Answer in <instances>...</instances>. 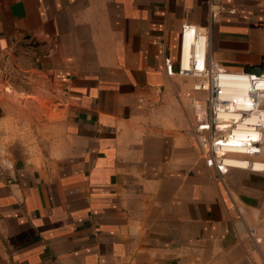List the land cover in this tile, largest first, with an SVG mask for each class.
<instances>
[{"label":"crops","instance_id":"1","mask_svg":"<svg viewBox=\"0 0 264 264\" xmlns=\"http://www.w3.org/2000/svg\"><path fill=\"white\" fill-rule=\"evenodd\" d=\"M185 22L223 67L264 56V0H0V264H243L249 242L263 249L264 168L200 156ZM47 92L43 154L9 114L13 95ZM260 147L251 162L264 132Z\"/></svg>","mask_w":264,"mask_h":264},{"label":"built area","instance_id":"2","mask_svg":"<svg viewBox=\"0 0 264 264\" xmlns=\"http://www.w3.org/2000/svg\"><path fill=\"white\" fill-rule=\"evenodd\" d=\"M186 30L195 32L205 39V51L199 61L191 59V69L182 67V41ZM207 32L187 22L180 32V62L178 74L191 75L195 80L191 90L197 93L192 98L195 119L194 133L201 158L207 166L221 171L229 167H239L235 159H245L247 167L254 168L249 157L261 152L264 132V71L261 75L229 69L219 65L207 56ZM167 71L172 72L167 65ZM245 84L240 93L238 83ZM255 117V120H251ZM246 168V167H245ZM254 232H251L253 236ZM263 246L264 238L260 240Z\"/></svg>","mask_w":264,"mask_h":264},{"label":"rangeland","instance_id":"3","mask_svg":"<svg viewBox=\"0 0 264 264\" xmlns=\"http://www.w3.org/2000/svg\"><path fill=\"white\" fill-rule=\"evenodd\" d=\"M183 83H192L195 77L191 75H182ZM197 93H195V96ZM11 100L15 102L16 109L9 115L16 120L17 133L16 136L23 140V143L33 145L39 153L45 154L43 150L47 146L48 137H51L56 130V125L50 122L56 116L54 112L59 107V101L54 99L50 93L37 94L36 97H27L13 95ZM57 111V110H56ZM55 114V115H54ZM254 243V242H253ZM258 249V250H257ZM261 249V250H260ZM258 248L249 242L247 257L241 256L243 264H264L263 249Z\"/></svg>","mask_w":264,"mask_h":264},{"label":"bare ground","instance_id":"4","mask_svg":"<svg viewBox=\"0 0 264 264\" xmlns=\"http://www.w3.org/2000/svg\"><path fill=\"white\" fill-rule=\"evenodd\" d=\"M184 39L186 41H184ZM184 41V42H183ZM183 41H182V52H183V57H182V60H183V63L186 64L187 63V58H188V49H189V43L193 46V42L196 43V46L198 43H202V47L200 49V51H198L196 49V46L193 50V52L190 54L189 56V61H190V65L189 66H185L184 64H182V67L185 69V70H190L191 69V59H197V60H201L204 56V51H205V39L201 38V37H198L197 34L195 32H192L191 30H186L185 31V34L183 36ZM189 42V43H188ZM188 61V63H189ZM238 83V82H236ZM236 83H233L232 81L229 82L228 84L229 85H234ZM240 85V93H243L245 91V84L243 83H238ZM251 120H255V117H252ZM235 164H237V166L239 167H247L248 166V163L245 159H235L234 160ZM253 167L254 168H257V169H261V168H264V164L263 163H259V162H254L253 163Z\"/></svg>","mask_w":264,"mask_h":264},{"label":"water","instance_id":"5","mask_svg":"<svg viewBox=\"0 0 264 264\" xmlns=\"http://www.w3.org/2000/svg\"><path fill=\"white\" fill-rule=\"evenodd\" d=\"M241 69H242L243 72H246V73H254L256 75L263 74V71H264V56L260 59V62H258L257 64L243 65V66H241Z\"/></svg>","mask_w":264,"mask_h":264}]
</instances>
